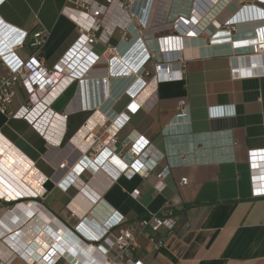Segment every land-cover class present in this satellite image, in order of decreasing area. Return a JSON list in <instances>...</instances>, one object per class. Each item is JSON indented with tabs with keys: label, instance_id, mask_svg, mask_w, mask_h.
Returning a JSON list of instances; mask_svg holds the SVG:
<instances>
[{
	"label": "crops",
	"instance_id": "1",
	"mask_svg": "<svg viewBox=\"0 0 264 264\" xmlns=\"http://www.w3.org/2000/svg\"><path fill=\"white\" fill-rule=\"evenodd\" d=\"M157 1L138 0L130 8L147 24L143 34L150 37L172 32L170 24L152 25ZM171 1L173 14L188 11L190 0ZM241 1L244 0H233L214 25ZM68 5V0L0 3L1 49L9 44L27 60L33 33L45 31L41 57L47 69L55 70L50 78L56 88L50 92L41 85L36 93L42 100L50 92L47 107L40 114L48 120L43 122L44 131L37 130L27 119L8 114L29 103L30 93L21 81L15 86L16 94L7 113L0 110V264H31L32 259H38V251L60 234L64 239L61 247L68 255L56 264H102L89 257L81 239L89 240L76 231L78 217L73 216L69 205L73 202L77 210H89L90 196L95 195L91 190L98 191L94 179L107 182V173L96 172L92 179L93 174L83 171L80 161L93 134L102 131V136L109 139L110 120L123 114L129 118L118 130V152L125 151L121 143L128 136L140 134L169 154L147 178L122 175L104 189L103 202L89 217L92 226H100L107 206L114 208L123 215L122 227L132 225L138 230L134 253L146 264H264V195L256 194L264 187V72L243 77L232 73L233 66L241 61L237 56L252 52L253 30L259 23L240 24L236 32H218L213 38L212 31L216 29L211 26L206 36L212 33V45L201 39L188 40L183 79L161 82L153 105L128 113L132 97L125 89L129 85L136 88L139 83L115 74L122 72L125 64L135 65L141 56L136 50L138 45L132 48V43L123 42L118 30L111 41L119 47L120 62L108 64L101 59L84 75L89 79L109 73L114 76L110 96L103 97L99 84L91 91L90 86L80 88L78 81L60 89L62 77L76 68V62L63 61L78 39L76 21L66 10ZM21 41L20 47L17 44ZM93 50L100 55L104 45L97 43ZM261 60L264 62V56ZM8 72V66L0 60V82ZM92 93L94 101H88L87 95ZM145 94L142 92V97ZM181 102L188 104V117L176 121ZM179 151L184 153V159L174 156ZM251 151L260 154L250 160ZM63 162L67 165L60 167ZM168 162L174 166L161 178L158 171ZM182 177L188 178L187 184H181ZM77 178L89 186L83 188L84 192L80 193L70 181ZM67 180L71 182L69 187L65 186ZM135 188L140 189L137 198L131 195ZM15 199L18 201L12 202ZM221 203H229L224 223L205 226ZM15 204L17 207L6 214ZM169 205L175 206L177 224L173 231L165 227L159 230L157 238L163 246L157 250L149 239L151 228L143 227L141 219L150 212L165 215ZM113 231L118 232V228ZM119 264L127 263L120 260Z\"/></svg>",
	"mask_w": 264,
	"mask_h": 264
},
{
	"label": "built area",
	"instance_id": "2",
	"mask_svg": "<svg viewBox=\"0 0 264 264\" xmlns=\"http://www.w3.org/2000/svg\"><path fill=\"white\" fill-rule=\"evenodd\" d=\"M2 1L0 0V3ZM136 1L138 0H68L69 5L66 10L72 14L76 21L78 39L73 49H71V53L63 61L76 62V64H73L76 68L72 73L70 72V74L62 77L59 82L60 89H64L78 81L80 88L84 85L86 87L90 86L91 91L93 88L97 89V84H99L103 97L110 96V83L114 76H110L109 73L107 76L98 79H89L84 75L90 69L89 67H92L101 59L106 60L108 64L115 61L120 62L121 52L118 49L119 47L113 45L111 41L117 30L121 33L123 42L132 43V48L138 45L136 50H140L139 55L141 56L135 65L125 64L122 72L115 74L118 77L122 75V77L138 80V87L133 88L129 85L125 89V93L132 97L127 105L128 113H136L141 108L153 105L151 103L155 99L158 85L161 82L183 79L184 65L187 62L184 54L187 41L201 39L207 45H212L213 40L210 37L212 33L208 37L206 36L211 26L216 29L212 31L214 33L213 38L218 32L228 34L236 32L240 24L259 23L253 30L252 52L250 55L237 56L241 61L238 66H233L232 73L235 77L263 74L264 62L261 59L264 56V0L241 1L233 12L222 18L217 26L214 23L218 21L219 17H222L221 15L229 8L233 0H190L188 11H180L175 14L171 12L173 5L171 0H158L152 25L156 27L170 24L172 32L154 37L143 34L147 24L131 11L130 8ZM137 18L140 21L139 24L135 22ZM46 37L47 34L43 30L33 33V38L29 42L32 52L27 60L19 57L15 53V47L9 44H6L4 49L0 47V60L9 68L7 76L0 82V110L7 113V106L13 102L16 94L15 86L18 81H21L30 93L29 103L21 106L16 111H10L8 114L15 118L27 119L33 127L40 131L45 130L43 122L48 123V120L45 121L46 116L43 120L40 115L47 107L45 102L47 94L56 89L50 78L55 70L50 71L47 69L41 57V50L46 42ZM97 43L104 45V50L100 55L93 50ZM17 45L21 47L23 41ZM72 57L73 60H71ZM74 57H78V60L76 61ZM249 61L251 65L249 63L247 66ZM248 67H252V69L247 70ZM41 85H44L46 91L49 90L50 92L43 96L42 100H39L36 93ZM144 91L146 94L142 97ZM90 99L94 101L93 93L91 96L87 95V100ZM64 116L66 118V115ZM187 117L188 104L181 102L175 120L180 121ZM128 118V114H123L110 120L111 134L109 139L102 136V131L93 134L91 143L84 148V155L80 161L81 169L90 171L93 174L92 179L95 177L94 173L103 171L107 173L108 180L107 182H99L94 179L98 191L91 190L94 191L95 195L90 196L92 203L89 210L84 209L81 212L74 207L73 202L69 205L73 216L78 217L76 231L89 240L86 241L80 238L87 246L89 257L93 261L95 259L102 264H119L120 260H125L127 264L146 263L143 259L136 257L134 253L138 247V230L132 225L122 227L123 215L114 208L107 206L100 226L98 228L92 226L89 217L95 214L99 203L103 202L101 193L122 175L131 178L139 174L147 178L152 172L157 171L160 162L169 154L155 148L147 137L140 134L128 136L125 142L121 143V147L125 151L118 152L120 142L118 130L126 124ZM107 121L102 123L104 128H106ZM259 154L260 151H251L249 159L252 160L253 157H257ZM174 156L184 159V153L181 151L176 152ZM110 161L112 165L109 163ZM66 165L67 163L63 162L60 167ZM173 166V163L168 162L162 170L158 171V175L161 178L166 177ZM262 170L264 175V169ZM70 181L79 187L80 193L84 192L83 188L87 184L83 180L77 178L70 179ZM187 183L188 178L182 177L181 184ZM65 186H71V182L67 180ZM139 194V188L131 191V195L135 198ZM256 194L264 195V187L259 188ZM17 201V199L12 200V202ZM37 203L34 202V204ZM16 204L6 214L16 208ZM28 207H30L29 203ZM175 210L174 205H169L165 215L160 214V212H150L141 219L143 227L151 228L149 239L153 248L158 250L163 246V243L157 238V233L162 227L170 231L175 229L177 224ZM114 228H118V232L115 233ZM67 230L69 231V229ZM62 238L63 234H60L52 242L47 243L45 248H42L40 252L38 251V259H32L31 264L33 262H36V264H56L61 258L68 255V251L66 252L61 247V242L64 240Z\"/></svg>",
	"mask_w": 264,
	"mask_h": 264
},
{
	"label": "trees",
	"instance_id": "3",
	"mask_svg": "<svg viewBox=\"0 0 264 264\" xmlns=\"http://www.w3.org/2000/svg\"><path fill=\"white\" fill-rule=\"evenodd\" d=\"M229 210V203H221L216 205L212 213L209 215L208 219L205 221V226H212V225H222L223 219L228 214Z\"/></svg>",
	"mask_w": 264,
	"mask_h": 264
},
{
	"label": "bare ground",
	"instance_id": "4",
	"mask_svg": "<svg viewBox=\"0 0 264 264\" xmlns=\"http://www.w3.org/2000/svg\"><path fill=\"white\" fill-rule=\"evenodd\" d=\"M91 88V87H90ZM81 106V105H80ZM85 106V105H84ZM79 107V106H78ZM90 109V108H89ZM84 134V130H83V132H81V134L80 135H83ZM14 152V151H13ZM0 158H1V152H0Z\"/></svg>",
	"mask_w": 264,
	"mask_h": 264
},
{
	"label": "rangeland",
	"instance_id": "5",
	"mask_svg": "<svg viewBox=\"0 0 264 264\" xmlns=\"http://www.w3.org/2000/svg\"><path fill=\"white\" fill-rule=\"evenodd\" d=\"M119 32V31H118Z\"/></svg>",
	"mask_w": 264,
	"mask_h": 264
}]
</instances>
